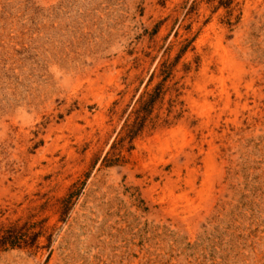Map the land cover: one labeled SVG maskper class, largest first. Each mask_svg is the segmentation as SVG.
<instances>
[{
	"label": "rangeland",
	"instance_id": "rangeland-1",
	"mask_svg": "<svg viewBox=\"0 0 264 264\" xmlns=\"http://www.w3.org/2000/svg\"><path fill=\"white\" fill-rule=\"evenodd\" d=\"M0 264H264V0H0Z\"/></svg>",
	"mask_w": 264,
	"mask_h": 264
},
{
	"label": "trees",
	"instance_id": "trees-1",
	"mask_svg": "<svg viewBox=\"0 0 264 264\" xmlns=\"http://www.w3.org/2000/svg\"><path fill=\"white\" fill-rule=\"evenodd\" d=\"M231 2V0H219L220 4H223L225 6H228V4ZM28 235L25 232H22L21 229H16V228H11L7 230L0 238V243L5 244V243H10V245H15L16 243H28V240H30L29 243H33L37 236L38 233L33 234V237L31 238H26Z\"/></svg>",
	"mask_w": 264,
	"mask_h": 264
}]
</instances>
